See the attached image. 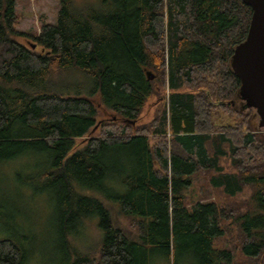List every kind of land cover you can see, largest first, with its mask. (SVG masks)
I'll use <instances>...</instances> for the list:
<instances>
[{"label":"trees","instance_id":"obj_1","mask_svg":"<svg viewBox=\"0 0 264 264\" xmlns=\"http://www.w3.org/2000/svg\"><path fill=\"white\" fill-rule=\"evenodd\" d=\"M252 14L241 0H60L57 23L30 35L16 0H0V196L58 187L67 247L74 224L97 221L94 248H67L64 264H151L152 248L169 256L171 231L195 264H264V135L230 63ZM21 161L27 179L12 172ZM199 179L215 201L203 187L193 200ZM111 186L130 227L113 222ZM6 207L0 264H29L31 235Z\"/></svg>","mask_w":264,"mask_h":264},{"label":"rangeland","instance_id":"obj_2","mask_svg":"<svg viewBox=\"0 0 264 264\" xmlns=\"http://www.w3.org/2000/svg\"><path fill=\"white\" fill-rule=\"evenodd\" d=\"M74 2L76 4H82L84 0H74ZM59 8L60 0H16V13L18 15L16 28L30 35H38L43 25L57 23ZM19 41L30 46L26 38H19ZM36 51L38 53H44L42 47H37ZM151 73L154 76L153 80H155L157 76L153 72ZM168 95L169 89H166L165 97L161 95L160 97H152L149 100V103L143 110L141 124L153 119L155 110L167 101ZM158 99L160 100L158 101ZM243 109L245 113H250L254 116L256 120L253 121V128L256 133L263 136L264 127L258 125L260 122H258L259 117L256 111L247 109L244 106ZM226 121L229 122L230 120L226 119ZM80 141L77 140L76 142L79 143ZM25 165V161L15 164L12 172L20 171L22 172V177L27 179L32 173L28 169H25ZM7 182L11 185V175H9ZM207 185L205 179H199L195 183L194 189L191 192L194 201H202L201 196L195 194L194 191L198 192L203 187L204 195L207 187H209ZM30 189L28 186H24L22 191L18 192L5 189L4 193L0 196V199L7 203V207L3 209L4 214L14 217L13 219H16L17 223L26 225L31 235V252L33 254L29 264H64L67 258V248L70 252L80 250L91 251L94 248L100 236L95 219H90L85 226L74 224V227L69 230L68 245L70 243V246H64L58 236L59 222L62 218V211L64 210L60 205L62 199L61 190L58 187L50 188L48 185H38L33 195ZM109 189V198H103V200L111 206L113 222L117 224L118 220H120L126 227H130V222L118 213V203L113 198L116 194L117 187L111 186ZM203 200L204 202L215 201V195L213 194V197L209 195L208 200L204 195ZM160 237V240H163L162 235ZM170 237L171 247L169 256L164 250L152 248L151 250L153 251L150 255L151 264H195L194 254L189 250L183 249L181 240L174 241L172 231L170 232ZM228 245L229 241L227 237L219 240L215 239L214 241L215 247L225 248Z\"/></svg>","mask_w":264,"mask_h":264},{"label":"water","instance_id":"obj_3","mask_svg":"<svg viewBox=\"0 0 264 264\" xmlns=\"http://www.w3.org/2000/svg\"><path fill=\"white\" fill-rule=\"evenodd\" d=\"M253 10L245 41L236 46L231 68L241 81L238 99L247 109H253L264 127V0H241ZM35 47V46H34ZM148 79L154 76L147 72Z\"/></svg>","mask_w":264,"mask_h":264},{"label":"flooded vegetation","instance_id":"obj_4","mask_svg":"<svg viewBox=\"0 0 264 264\" xmlns=\"http://www.w3.org/2000/svg\"><path fill=\"white\" fill-rule=\"evenodd\" d=\"M256 119L254 118V116H253V121H255ZM258 122H260V118L258 119ZM259 125V124H258Z\"/></svg>","mask_w":264,"mask_h":264}]
</instances>
